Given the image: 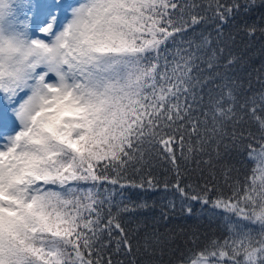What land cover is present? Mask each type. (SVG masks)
I'll return each instance as SVG.
<instances>
[{
  "label": "snow or ice",
  "instance_id": "obj_1",
  "mask_svg": "<svg viewBox=\"0 0 264 264\" xmlns=\"http://www.w3.org/2000/svg\"><path fill=\"white\" fill-rule=\"evenodd\" d=\"M206 4L198 12L191 0H78L61 19L59 3L0 0V112L11 108L19 126L0 135V264H114L113 241L115 252L134 256L118 213L148 205L118 204L114 214L112 193L100 187L156 188L144 170L154 156L176 166L177 144L185 160L210 147L219 156L223 145L245 166L232 194L215 199L207 185L181 187L173 167L183 200L231 214L226 237L189 248L179 264H264V90L242 93L228 75L239 58L221 63L220 46L225 25L250 38L264 33V22L242 18L264 0ZM209 22L217 32L210 53L209 36L184 39ZM209 84L217 90L209 89L205 104L196 89ZM161 243L145 234L143 252L154 255Z\"/></svg>",
  "mask_w": 264,
  "mask_h": 264
},
{
  "label": "trees",
  "instance_id": "obj_2",
  "mask_svg": "<svg viewBox=\"0 0 264 264\" xmlns=\"http://www.w3.org/2000/svg\"><path fill=\"white\" fill-rule=\"evenodd\" d=\"M31 2L33 3L34 0ZM181 2H188V0H181ZM191 2L202 6L196 9L198 12H202L207 7L206 0H191ZM220 2L231 3V0H220ZM262 14H264V8L258 7L250 14H242V18L247 19L249 23L259 24L264 22L261 21ZM207 15L211 16L212 13L208 12ZM236 23L237 25L241 23V17L237 18ZM203 36H209L212 40L208 49L209 53L212 48H217V32L212 22L202 23L196 26L194 31L189 29L184 34V39L199 43ZM221 41L220 46L225 48L221 63H224L223 58L229 54L239 58L237 63L230 66L228 75L236 79L241 86V92L252 95L264 90V33L257 31L255 36L250 38L238 27L225 25L224 36ZM182 46L187 47V44ZM168 48L173 54L175 53L176 45L169 43ZM161 63L163 64V59ZM201 67L207 70L206 64H202ZM219 70L224 71L222 67ZM216 82L219 83V79ZM210 88L214 91L217 90L213 84L205 86L203 90L197 88V100H199L200 95H203L206 104ZM181 102H183V98H181ZM200 111H203V105L200 106ZM1 114L0 117L3 118L5 117L3 115L7 113L1 112ZM199 114V112H193L194 116ZM244 127L250 128L253 132L256 131L254 126L245 125ZM231 130V126H229L228 131L231 132ZM160 151L163 156H168V153L163 152L162 147H160ZM219 152L220 155L217 156L214 147H210L206 152L195 154L193 159L185 160L180 155L177 144L176 166H173L170 160L154 156L151 161L152 166L144 170V175L150 172L154 177L157 184L156 188L147 189L146 185L145 189L130 186L121 188L119 185L111 184L100 187L102 194L105 187L112 193L111 210L114 214L118 213V204L120 207L127 204L130 208H134L135 205L143 202L148 205L146 208L135 207L134 210L118 213L121 226L131 239L135 255H128L126 249L120 253L115 252V242L113 241L110 251L114 264H121V262L133 264V260H135V264H179L182 253H186L189 248L194 246L202 248L208 241L212 239L222 240L228 235L224 218L231 214L211 209L197 201L183 200L173 186L177 182V172L172 169L178 167L181 187L187 189V185L191 184L197 190L202 191L207 185L211 189L209 196L212 199L220 195L230 196L232 194L230 185H233L237 180L243 181L245 166L242 163V157L236 151L225 150L221 145ZM204 161H208V163ZM128 177L136 181L140 179V175L135 172H129ZM165 183L168 184L167 189L164 187ZM182 200L183 204L181 203ZM187 206H191V214H188ZM108 210V207L105 206L103 210L105 216H107ZM214 212L216 214H213ZM231 219L235 221L237 217L231 216ZM241 223L245 222L241 221ZM145 234H156L162 241L157 246L154 255H147L143 252ZM115 235L118 233L114 231ZM137 247L140 248L139 252H136Z\"/></svg>",
  "mask_w": 264,
  "mask_h": 264
},
{
  "label": "rangeland",
  "instance_id": "obj_3",
  "mask_svg": "<svg viewBox=\"0 0 264 264\" xmlns=\"http://www.w3.org/2000/svg\"><path fill=\"white\" fill-rule=\"evenodd\" d=\"M61 2L65 3L64 6L61 5ZM78 0H34V4H48V5H56L59 3L61 6L59 9V13L61 19H63L64 9L70 4H76ZM54 79V77H53ZM24 94L21 93V96ZM1 114V112H0ZM2 115V114H1ZM5 117H0V135L14 134L13 127L15 126L16 130H19L18 122L15 121V117L12 115L11 108H8L7 114L3 115Z\"/></svg>",
  "mask_w": 264,
  "mask_h": 264
}]
</instances>
